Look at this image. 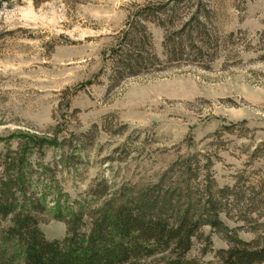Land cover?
Here are the masks:
<instances>
[{
    "label": "rangeland",
    "instance_id": "rangeland-1",
    "mask_svg": "<svg viewBox=\"0 0 264 264\" xmlns=\"http://www.w3.org/2000/svg\"><path fill=\"white\" fill-rule=\"evenodd\" d=\"M150 1L170 0H0V189L22 177L6 198L17 210L40 202L32 213L53 240L110 193L158 185L198 216L218 212L222 225L201 227L190 258L216 263L236 239L262 248L264 0H202L218 42L208 65L167 63L115 84L104 53ZM148 26L165 59L163 28Z\"/></svg>",
    "mask_w": 264,
    "mask_h": 264
},
{
    "label": "trees",
    "instance_id": "trees-1",
    "mask_svg": "<svg viewBox=\"0 0 264 264\" xmlns=\"http://www.w3.org/2000/svg\"><path fill=\"white\" fill-rule=\"evenodd\" d=\"M137 8L104 53L113 83L163 71L167 63L208 65L213 59L218 42L208 26L202 0L150 1ZM149 23L164 30L165 59L155 51ZM21 178L9 176L5 188L0 189V219L12 216V224L0 236V264H14L20 256L22 264H132L155 255H162L166 264L264 262V247H254L240 239L220 249L216 263L190 258L193 239L201 227L222 225L218 212L212 205L198 216L190 206L184 208L174 202L170 192L163 193L158 185L137 193H110L98 209L71 215L66 220L63 239H48L32 213L45 211L40 202L17 210L6 198L5 189ZM11 243L17 247L16 254L8 257Z\"/></svg>",
    "mask_w": 264,
    "mask_h": 264
}]
</instances>
